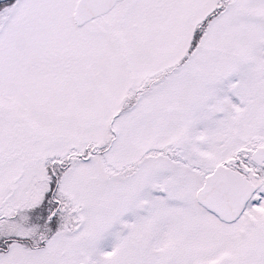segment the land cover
Instances as JSON below:
<instances>
[{
    "label": "snow or ice",
    "instance_id": "snow-or-ice-1",
    "mask_svg": "<svg viewBox=\"0 0 264 264\" xmlns=\"http://www.w3.org/2000/svg\"><path fill=\"white\" fill-rule=\"evenodd\" d=\"M0 264H264V0H0Z\"/></svg>",
    "mask_w": 264,
    "mask_h": 264
}]
</instances>
